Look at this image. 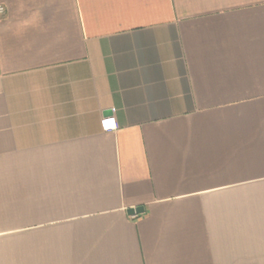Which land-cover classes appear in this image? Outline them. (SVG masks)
Here are the masks:
<instances>
[{"label":"crops","instance_id":"0c3cea01","mask_svg":"<svg viewBox=\"0 0 264 264\" xmlns=\"http://www.w3.org/2000/svg\"><path fill=\"white\" fill-rule=\"evenodd\" d=\"M0 5V264H264V0Z\"/></svg>","mask_w":264,"mask_h":264},{"label":"built area","instance_id":"2783aa9c","mask_svg":"<svg viewBox=\"0 0 264 264\" xmlns=\"http://www.w3.org/2000/svg\"><path fill=\"white\" fill-rule=\"evenodd\" d=\"M5 14V8L0 5V17ZM101 129L105 132L112 131L116 128L114 117H104L100 121Z\"/></svg>","mask_w":264,"mask_h":264},{"label":"water","instance_id":"95a60500","mask_svg":"<svg viewBox=\"0 0 264 264\" xmlns=\"http://www.w3.org/2000/svg\"><path fill=\"white\" fill-rule=\"evenodd\" d=\"M143 212V208L142 207H138L136 209H129L127 210V214L129 216H133L135 214H141Z\"/></svg>","mask_w":264,"mask_h":264}]
</instances>
